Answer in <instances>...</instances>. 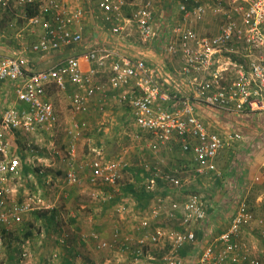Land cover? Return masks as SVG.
<instances>
[{
  "label": "built area",
  "instance_id": "obj_1",
  "mask_svg": "<svg viewBox=\"0 0 264 264\" xmlns=\"http://www.w3.org/2000/svg\"><path fill=\"white\" fill-rule=\"evenodd\" d=\"M29 8L35 13L28 14ZM0 10L24 19L36 37L0 52V244L25 215L51 208L34 196L21 198L14 182L25 167L44 174L41 166L50 156L68 164L65 181L90 188L91 200L115 201L132 163L123 154H105L102 139L97 147L88 143L92 153L77 157L94 112L101 117L117 110L125 124L136 127L135 142L154 152L179 147L191 154L196 175L212 177L220 174L218 155L242 135L221 129L207 111L264 109V0H0ZM88 11L111 41L85 37ZM2 37L1 32L0 45ZM63 49L69 52L57 61L35 65L34 58ZM150 51L159 59L150 58ZM59 91H69L71 108L63 127L65 155L54 142L63 119L53 99ZM41 132L52 139L48 144L39 139ZM162 164L164 158L141 164L151 173L142 181L144 190L189 188L178 170ZM116 204L123 215L132 207L126 200ZM212 208L202 191L159 195L138 221L137 234L116 227L111 240L96 231L82 238L97 249L116 244V264H264V213L240 199L229 224L209 236ZM245 229H257V246L245 242ZM159 243L168 248L156 256L151 248ZM184 249L191 250L183 254Z\"/></svg>",
  "mask_w": 264,
  "mask_h": 264
},
{
  "label": "rangeland",
  "instance_id": "obj_2",
  "mask_svg": "<svg viewBox=\"0 0 264 264\" xmlns=\"http://www.w3.org/2000/svg\"><path fill=\"white\" fill-rule=\"evenodd\" d=\"M16 13L19 14L20 11L16 10ZM0 16H3V18H0V33H4L0 45L3 48L2 52H6L13 44L19 46L23 41H33L36 38L30 34L26 21L17 16V14H6L0 10ZM88 39L90 38L88 37ZM53 99L57 107L61 110L63 117L62 126L59 127L54 142L61 147L65 155L64 146L67 139L63 127L70 114L69 112H71L69 91H59L55 93ZM116 111L110 115L109 113L102 114L101 117L97 115V112H94V115L92 114V118L94 117L91 119L92 129L87 131L80 141L77 151V157L79 159L88 153H92V148L97 147V141L102 139L105 143L103 148L105 154H123L132 163L133 167L141 168V164L146 161L150 162V165H154L158 163L160 158H164L165 164H162V166L168 171L178 170V174L182 175L185 182L189 185V188L183 190L180 194L176 192L180 190H169L166 188L165 191H173V198L185 197L192 191H202L216 204H223V200H229V197H232L236 201L239 199L240 193H243V191H235L232 196L228 194V198L227 194L225 195L227 190L230 189L227 183L233 186L236 181L234 175L238 173L237 170L229 173L230 168L233 167L232 165L224 170L220 161L217 160L218 170L222 174H213L212 177L198 176L194 171V165L186 157L187 154L183 153L179 147L159 148L154 152L143 147V143L135 142L131 136L136 131V127L130 124V122H126L125 124V115L118 117ZM206 115L219 125L216 121L219 119L218 112L209 110ZM100 125L104 126L102 133L97 132V127ZM40 136L39 139L42 143L48 144L52 140L44 132H41ZM89 142H92L93 147H89ZM18 145L22 146L23 144L19 141ZM226 150L223 149L218 157L224 156L226 153L228 156L231 153L232 156L230 155V157L233 160L236 158L235 161H237V157H244L246 155L245 153L239 155L240 151L238 149L231 148L227 150L228 152ZM48 158L43 162L45 163L44 165L40 162L41 167L45 169L44 174H40L37 168L29 169L28 167L26 169L25 167L23 175L14 182L21 198L34 196L36 201L41 200L39 202L40 205L43 207L50 205L51 208L31 211L24 216L22 223H17L10 228V233L4 234L3 242L0 244V264H61L60 256L62 254L72 255L74 264H116V259L118 260L119 258L116 244L110 248L97 249L94 248L95 243H92L90 239H87L83 243H80V239L84 234H90L92 231L98 232L101 236L104 234V231H107L108 234L102 236V238L111 240L116 227H119L123 234L124 232L132 234L134 231H131V226L129 230V224L137 223L145 216L147 214L145 212L149 206L145 208L144 212L131 207L128 213L124 215L120 214L116 210L117 201L107 205V203H99L97 200H91L89 196L90 188H79L65 181L64 172L68 167L67 163L57 157L51 159L50 156ZM226 173L229 174V180L224 178ZM220 176H223L221 178L223 181L220 180L221 183L216 180V177ZM123 179L124 183H126L124 185L127 187V184L132 182L130 172L125 171ZM136 185L138 187L135 186L137 189H144L145 187L142 181ZM125 186L122 184V187ZM223 188L228 189L222 191ZM115 191H118V189ZM244 192L246 193V191ZM245 196L248 197L247 193ZM258 212L261 213L262 211ZM53 213L57 215L56 219L58 220V224L53 223L49 225L47 223ZM230 213L229 209L222 208L218 212L216 210L215 215H220L214 218L212 230L208 229L211 231L209 236L217 235L223 230L227 222L226 217L228 218ZM211 221L212 219L210 217L208 219V226H211ZM132 229L135 230V228ZM64 236L66 240L62 243L60 239L64 238ZM204 241H206V238H203L202 243ZM167 248V245L165 246L163 243H159L151 248V253L158 256L165 252ZM24 251L28 252V256H23ZM12 252H16V258L11 261L7 257Z\"/></svg>",
  "mask_w": 264,
  "mask_h": 264
},
{
  "label": "crops",
  "instance_id": "obj_3",
  "mask_svg": "<svg viewBox=\"0 0 264 264\" xmlns=\"http://www.w3.org/2000/svg\"><path fill=\"white\" fill-rule=\"evenodd\" d=\"M82 5L85 7L86 10L89 9V6L87 2L82 3ZM85 37L90 40H97V41H111L112 37L105 31H103L96 23L95 19L92 15H90V12L88 11L85 18ZM2 49H0V52ZM69 52L68 49H63L61 51L52 53L51 55H48L44 57L43 59H37L34 58V63L38 68H43L48 66L50 63L57 61L61 55ZM147 55L152 59H159V56L156 55L155 52H147ZM219 119L216 120L221 129L224 131H237L241 133L242 137L236 141H234V145L232 148L235 150L238 149L239 155H242L245 153L246 155L244 157H237L238 160H232L230 162L231 165H234L232 168H230L229 173H232V171L237 170L238 173H235L234 178L235 184L232 186L229 183H227L228 188H223L222 191H226L225 195L232 194L235 191H243V193H240L239 199H247L249 201V204L251 207L256 211H262L261 213L258 212L259 215H263L264 213V109H258V110H250L247 109L240 113L230 114V113H224V112H218ZM231 149V148H230ZM186 157L190 160L191 154H187ZM189 162V161H188ZM191 163V160H190ZM185 164V163H184ZM221 173V171H219ZM222 174V173H221ZM227 175V176H226ZM225 179L229 180V174H225ZM135 182V180L132 177V182ZM133 182V183H134ZM138 182L134 183L137 187ZM126 185V183H125ZM123 185V186H125ZM239 186V188H237ZM122 191H117L115 201H121L126 200L131 203L130 206L134 207L135 209L144 212L145 208L151 205L152 201L155 199L156 196H172L173 191H165L166 189L161 191H129L127 190V187H121ZM138 188V187H137ZM247 193V196H245V192ZM177 193H180V191H176ZM147 196V198H146ZM237 196V195H236ZM239 199L236 201L232 197H229L228 199L223 200V204H216L214 201H212L213 210L212 213L209 214V218L211 217V226L208 228L212 230V225L214 223V218L219 217L218 214H216V210L223 209H229L231 213H233L237 207V204L239 202ZM114 201V202H115ZM232 201V202H230ZM113 202V201H112ZM108 202V204L112 203ZM214 202V203H213ZM237 202V203H236ZM223 205V206H222ZM95 210V209H94ZM211 211V210H210ZM231 213L227 219V222L225 223L224 228L227 226L229 219L231 217ZM225 219V220H226ZM138 223V222H137ZM137 223L129 224V230L130 226L132 228H135L137 226ZM136 224V225H135ZM208 226V223H206ZM15 226V225H13ZM12 226V227H13ZM11 227V228H12ZM206 227V226H205ZM131 228L132 234H137L136 228L135 230ZM207 228V227H206ZM207 228V229H208ZM223 228V229H224ZM4 231H7L4 229ZM6 233V232H5ZM7 233H10L8 231ZM140 233V232H139ZM197 233L199 234L200 238H203L204 236V230L203 229H197ZM107 231H104V235H107ZM125 234V232H124ZM131 233H128L127 235H130ZM101 236V237H102ZM244 240L247 242V244L257 246L259 244L258 242V234L257 229L250 230L245 229L244 230ZM87 240H84L83 238L80 239V243L86 242ZM91 241V240H90ZM92 243H95L92 241ZM17 246V245H16ZM96 248V246L94 247ZM15 249V248H14ZM18 250V249H17ZM15 253L12 252L9 253V260H15ZM187 254V253H186ZM93 256V254H92ZM61 264H74V259L72 255H66L62 254L61 256ZM75 258V257H74ZM46 264V263H45Z\"/></svg>",
  "mask_w": 264,
  "mask_h": 264
},
{
  "label": "trees",
  "instance_id": "obj_4",
  "mask_svg": "<svg viewBox=\"0 0 264 264\" xmlns=\"http://www.w3.org/2000/svg\"><path fill=\"white\" fill-rule=\"evenodd\" d=\"M34 13H35V11H34L32 8H29V10H28V14L32 15V14H34ZM225 149L229 150L230 148H225ZM227 150H226V151H227ZM230 151H231V150H230ZM227 152H228V151H227ZM230 155L232 156L231 153H230L228 156H227V153H226L224 156H219V157H217V158H216V164H217V160H218V161H220V164H221V166L224 168V170L227 169V167L231 166L230 162L233 160V158H231ZM217 166H218V165H217ZM221 166H220V168H221ZM232 166H234V165H232ZM218 167H219V166H218ZM26 169H27V167H26ZM129 172H130V174H131V177H133V179L135 180V182H141V181H144L146 178H148V177L151 176V173H150L149 171L145 170L144 168H139V167H131V168L129 169ZM220 174H221V173H220ZM220 174H219V175H220ZM221 178H223V176L216 177V180H218L219 182H220V180L223 181V179H221ZM220 183H221V182H220ZM127 190H129V191H146V190H144V189H137V188L135 187V184H134L133 182L127 184ZM146 198H147V196H146ZM240 199H241V198H240ZM240 199H239V200H240ZM212 210H213V209H212ZM212 210H211V213H212ZM56 217H57V215H55V214L53 213L52 217L49 218L47 224H49V225H51V224H53V223L58 224V222H57L58 220L56 219ZM187 248H189V247H187ZM188 250H189V249H184V250L182 251V253H183V254H186V253L188 252Z\"/></svg>",
  "mask_w": 264,
  "mask_h": 264
}]
</instances>
